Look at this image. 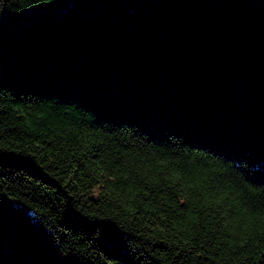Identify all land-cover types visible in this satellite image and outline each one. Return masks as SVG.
I'll list each match as a JSON object with an SVG mask.
<instances>
[{
  "label": "trees",
  "instance_id": "obj_1",
  "mask_svg": "<svg viewBox=\"0 0 264 264\" xmlns=\"http://www.w3.org/2000/svg\"><path fill=\"white\" fill-rule=\"evenodd\" d=\"M0 264H264V0H0Z\"/></svg>",
  "mask_w": 264,
  "mask_h": 264
}]
</instances>
